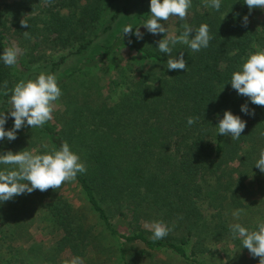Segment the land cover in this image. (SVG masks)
I'll return each mask as SVG.
<instances>
[{"label": "trees", "instance_id": "trees-1", "mask_svg": "<svg viewBox=\"0 0 264 264\" xmlns=\"http://www.w3.org/2000/svg\"><path fill=\"white\" fill-rule=\"evenodd\" d=\"M207 2L192 0L188 16L183 21L177 18L176 24L179 33L184 24L194 28L206 24L213 37L209 47L193 52L177 44L170 58L183 53L188 67L168 71L169 56L156 50L164 34L152 35L141 25L150 15L149 0H0V52L20 49L16 65L0 63V111L10 107L16 83L35 80L41 73L54 74L60 88L68 90L64 85L72 82L85 86L71 95L61 129L50 120L43 127L21 129L16 141L32 132L38 141L37 154L67 142L87 169L56 190H37L18 196L22 202L17 205L12 206L13 199L7 209L0 206L4 213L18 214L0 219V264H32L29 253L37 255L35 249L43 254V264H57L66 250L82 264H141L143 258L159 253L187 264H208L195 257L196 229L209 238L207 231L213 225L201 205L222 200L241 204L221 184L220 164L228 142L216 134L215 126L217 113L222 117L231 110L239 115L247 98L238 96L230 83L219 92L244 60L256 53V47L264 51V20L253 25L250 17L259 8L250 11L243 0H222L219 12L207 7ZM245 15L246 27L242 25ZM102 19L99 29L96 25ZM129 25L139 27L142 40L132 36L129 43V37L122 36ZM20 34L28 43H22ZM42 41L54 49L74 47L71 65L67 54L41 62L35 50ZM123 54L138 59L141 67L136 71L129 63H121L118 59ZM249 108L255 114H240L246 127L239 139L264 148V106L249 104ZM189 117L198 118L192 126L187 125ZM12 124L10 118L5 127L10 129ZM65 186L94 215L95 223L87 224L72 197L61 193ZM26 204L37 207L29 209ZM41 206L46 221L20 215L40 211ZM36 222L41 231L61 234L59 239L48 245L35 240L25 248L14 245L21 233L30 239ZM153 222H163L171 231L153 241L145 228ZM121 223L128 233L118 230ZM102 237L114 243L106 244ZM134 248L139 250L132 252ZM251 261L259 264L258 257Z\"/></svg>", "mask_w": 264, "mask_h": 264}, {"label": "clouds", "instance_id": "clouds-1", "mask_svg": "<svg viewBox=\"0 0 264 264\" xmlns=\"http://www.w3.org/2000/svg\"><path fill=\"white\" fill-rule=\"evenodd\" d=\"M243 3L250 11L256 8L264 10V0H243ZM221 5L222 0H208L206 6L219 12ZM191 6L192 0H149L150 15L141 25L152 35L164 34L163 39L157 42L156 50L169 56L166 62L168 71L187 70L188 65L183 53L170 58L177 44L187 45L193 52H199L208 48L213 39L206 24H201L198 28L184 24L179 35L168 32L164 22L170 17L185 20ZM248 22V16L245 15L242 25L246 27ZM21 23L23 26L28 25L23 21ZM122 36H128L129 43H132V36L136 40L143 39L139 27L133 28L130 25L124 27ZM19 52L20 49L16 47L4 49L0 52V63L6 67L16 65ZM229 83L238 96L247 98L246 102L240 105V112L244 115H254V110H250L249 104L264 106V51L250 54L239 70L231 74L229 82L223 85L219 93ZM3 87H7V82H4ZM61 96L62 91L54 74L41 73L35 80L16 83L8 100L10 107L0 111V141H15L18 132L25 127H43L52 120L53 103ZM216 115V134L230 136L232 140L239 139L246 127V121L231 110H225L222 117L219 113ZM10 118L13 124L9 129L5 126ZM197 119L189 117L187 125L192 126ZM254 166L264 174V148L260 149ZM86 171L85 164L67 142L62 143L59 148L53 147L50 151L40 154L35 150L25 149L18 152L0 151V205L37 190H56L64 182L74 181L78 174H84ZM243 211L234 210L233 219L239 221ZM145 228L151 231L153 241L163 239L171 231L163 222L145 224ZM229 232L233 240H240L241 248H246L253 258H259V264H264V222H259L256 229L251 231L241 223L234 222L229 224ZM71 264H82V261L77 257Z\"/></svg>", "mask_w": 264, "mask_h": 264}, {"label": "rangeland", "instance_id": "rangeland-1", "mask_svg": "<svg viewBox=\"0 0 264 264\" xmlns=\"http://www.w3.org/2000/svg\"><path fill=\"white\" fill-rule=\"evenodd\" d=\"M109 16L110 14L107 16V18ZM262 20H264V10L262 9H259L256 14H253L250 17V22L253 25L257 24L258 22L260 23V21ZM176 22L177 17H170L167 21L164 22V24L169 33L179 35L180 33L178 31V25L176 24ZM103 25L104 20L96 26H98L100 29ZM20 36V40L23 44L28 43V41L25 42L26 38L24 35L20 34ZM39 44L40 45L35 50V56L41 58V62L45 60L46 57L56 60L58 57L65 54L69 56L68 60H70V62L68 65L70 66L73 62L72 59L74 58V56H70L71 53L74 52V47H55L54 49L51 46L48 47L47 45H44L43 41L39 42ZM258 51H263V49L256 47V52ZM123 55V57L120 56V59H118L121 60V63H129L130 66L135 68L136 71L141 67L142 64L138 63V59L131 56L128 57V55L125 54ZM73 83L74 82L64 85L66 88H68V90L64 89V87L61 88L62 96L53 103V118L51 122L57 129H61L64 126L63 112L69 106V102H71V95L74 92L79 93L83 88H85V86H81L76 82L74 84ZM72 87L74 88L71 89ZM104 91L106 92V90ZM238 114H242L240 112V109L238 111ZM25 137V139L18 142L16 140L9 142L6 139L4 141H0V151L11 150L13 152H18L25 149L27 151L35 150L36 152V149H38L39 146L38 141L35 138V134H33L32 132H30L29 134L27 132L25 133ZM226 138L228 142V151L223 157V163L220 164V171L221 174H223L221 184H224L226 186L225 191L229 193V196L231 195L239 197V199L241 200V204L239 206H235L230 204L228 200H222L216 205L210 203H204L201 205L205 216L212 221L213 225L207 231L209 234L207 236H209V238H205L203 231L200 232V230L198 231V229H196V242L199 244L197 247L198 249L196 248L197 251L195 257L204 261L206 260L208 264H253V262L251 261L252 256L246 248H241L240 240L232 239L229 232V224L239 222L251 231L256 229V225L259 222H264V182L262 181V179L264 178V174H262L259 169L254 166L255 161L259 158V151L262 147L258 148L252 146L247 140H232L230 136ZM237 141L238 143H236ZM20 142H22V144H19ZM66 188L67 186L61 188V193L68 197H72V204L84 214L85 222H87V224L89 223V225L90 223H95L96 220H94V215H92L88 211V209L83 206L84 203L77 198L75 192L72 191V193H70ZM30 195H33V193H31ZM14 200L15 201H13V205L12 200H10L0 206L2 207V209H7L10 203L12 206H14L17 205V203L22 202V200L17 197H15ZM34 206L37 207V204H26V207H28L29 209L34 208ZM236 209L244 210L239 221H235L232 217V212ZM43 213L44 209L43 206H41L40 211L38 210V208H36L34 212L24 211L20 215L22 216V218H25L27 220H29L28 216H32L34 221H46L47 219ZM17 215L18 214H15L13 212L6 211L4 213L3 211H0V219L6 217L7 220V218H15L17 217ZM219 222H221L219 226H216V224H218ZM214 224L215 227H213ZM220 225H224V228L221 229ZM96 227V229H94V232L98 233L100 228L98 226ZM118 230L125 234L128 233V230L126 229L124 223H121L118 226ZM47 231L49 233H54L53 231L50 232L51 230L41 231L40 228H38L36 222L35 227L30 229L29 231L30 239L26 238V233H21L20 235H18L19 240H16L14 242V245L25 248L29 245L31 240H35L38 243L43 242L45 245H48L52 243V241H57L61 235L59 233H54L55 235L53 234L52 236L51 234H48ZM20 232L22 231H18L17 233ZM96 236L104 235L96 234ZM102 242L106 244L114 243L112 239H108L106 237H102ZM138 248L140 249V247ZM138 248H134L132 252H137L139 250ZM35 250L38 252L37 255L29 253L30 256L28 261L32 264H43L41 258V255L43 254L40 253V249ZM188 250L191 252V248H189ZM60 256L61 259H57V264H71L72 258L70 257V254L67 250L61 253ZM143 256H141L140 258H142ZM245 257L249 259H246ZM153 260L154 263L159 261L160 264H187L184 261L182 262V260L176 256L163 253H159V255L157 254L151 259L143 258L142 261H140L142 262L141 264H148Z\"/></svg>", "mask_w": 264, "mask_h": 264}]
</instances>
